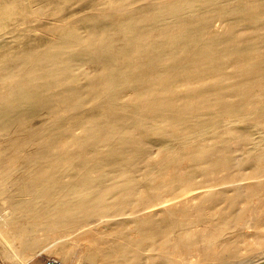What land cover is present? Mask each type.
Here are the masks:
<instances>
[{
  "label": "bare ground",
  "instance_id": "bare-ground-1",
  "mask_svg": "<svg viewBox=\"0 0 264 264\" xmlns=\"http://www.w3.org/2000/svg\"><path fill=\"white\" fill-rule=\"evenodd\" d=\"M94 18L0 61L8 247L29 260L73 232L77 264H264V0H121Z\"/></svg>",
  "mask_w": 264,
  "mask_h": 264
},
{
  "label": "rangeland",
  "instance_id": "rangeland-1",
  "mask_svg": "<svg viewBox=\"0 0 264 264\" xmlns=\"http://www.w3.org/2000/svg\"><path fill=\"white\" fill-rule=\"evenodd\" d=\"M120 1L121 0H0V61H8L13 55L18 53H30L45 49V47L47 48L52 45L60 36L72 31L78 33L82 37H87L96 32L97 25L94 22L96 21L94 17L100 11H107L111 5L118 4ZM142 1L145 0H133V3L137 4ZM121 21L122 20L119 18L114 19L112 16H108L105 22L116 25ZM224 28L225 25H221V21H214L213 29L215 31H222ZM80 70L88 75H95L97 72L96 67L90 66V64L87 63L82 65ZM85 80V78L81 79V82ZM64 113L65 112H61V116H68L66 115L68 113ZM95 114H97V111H95ZM49 118L50 117L46 116L36 117L31 121V124L32 126H37L43 124ZM77 132L81 131L78 129ZM152 150L156 152L157 148L154 147ZM162 180L163 178L160 176L158 181L161 182ZM0 203L4 204L5 202L0 201ZM257 207H260V205ZM203 225V223H199L194 227L201 230L200 228H203ZM98 227H101V225ZM252 228L253 227L247 229V234L249 235L246 237L248 240L250 239L249 241H252L254 239L253 237H255L252 234L254 230V228ZM6 230V227L2 228L4 234ZM68 233H64L63 235L61 232H55L53 234L54 236L51 235V237H53L51 243L60 242H57L54 246H49L48 244L49 247L44 250L41 249L45 246L43 245L44 242H40L41 245H37L38 248L35 247L34 249V252L37 251L38 253L33 252L29 260H23L16 255V252H13L12 248L8 247L6 240H4V237L0 233V264H25L26 262V264H43L47 257H58L54 250L57 246L61 248L60 246L62 243L63 247L69 249L71 252L70 258L65 264H77L79 262L78 260H80L79 243L81 241L79 242L77 237L72 236H75V233ZM69 236H71V238ZM59 237L62 238V241ZM18 244H16V248ZM8 251H10V253ZM262 255V252L252 253V255L245 257L236 264L255 263L258 259L263 257ZM142 260L146 261V255H143Z\"/></svg>",
  "mask_w": 264,
  "mask_h": 264
},
{
  "label": "built area",
  "instance_id": "built-area-1",
  "mask_svg": "<svg viewBox=\"0 0 264 264\" xmlns=\"http://www.w3.org/2000/svg\"><path fill=\"white\" fill-rule=\"evenodd\" d=\"M43 264H65V263L56 257H47L45 258Z\"/></svg>",
  "mask_w": 264,
  "mask_h": 264
}]
</instances>
